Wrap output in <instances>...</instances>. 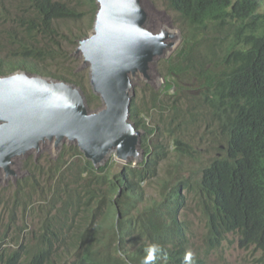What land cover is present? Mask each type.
Returning <instances> with one entry per match:
<instances>
[{
	"label": "trees",
	"instance_id": "16d2710c",
	"mask_svg": "<svg viewBox=\"0 0 264 264\" xmlns=\"http://www.w3.org/2000/svg\"><path fill=\"white\" fill-rule=\"evenodd\" d=\"M261 1L167 0L168 8L178 16L176 23L183 36L176 52L161 62L165 74L158 72L165 81L163 88L158 92L148 89L149 108L165 110L162 97L169 96L173 88L176 100L187 104L183 108L172 105L170 121L162 123L167 124L163 135L155 136V142L148 146L146 137L157 132L159 125L148 128L137 97L132 99L130 119L146 135L142 148L147 158L137 167L126 166L113 173L106 165L96 171L77 147L64 146L56 163L60 167L66 163L65 152L77 156L80 163H72L77 170L74 178L64 179L67 171L60 172L55 166L53 175H59L53 186L47 185L51 176L46 173L19 181L14 207L0 201L10 209L7 231H18L14 247L0 245V264H205L198 254L195 260L186 255L189 235L182 211L188 207V197L204 218L206 258L234 234L241 248L256 244L264 253ZM82 4L90 6L94 15L93 0H26V13L15 23L22 36L12 51L0 58V76L24 70L63 80L80 88L91 109L99 107L87 73L76 63L70 65L72 51L62 47L69 42L74 48L86 34L68 41L56 25L81 20L85 12L77 9ZM170 78L172 82L167 80ZM186 78H192L197 87L177 85ZM184 92L197 96L179 97ZM199 117L207 119L206 127L217 142L219 155L200 163L189 178H178L174 184H170V178L158 179L156 197L144 202V186L158 176L169 148L179 156L196 152L175 136L174 130L192 127ZM36 166L32 158L24 163L29 172ZM178 166L171 164L173 168ZM36 183L42 185L41 190L37 191ZM118 190L121 194L115 198ZM32 194L39 199V211L28 209ZM18 212L24 214L19 222ZM28 215L36 216L39 226L32 236L20 238ZM148 247L158 251L153 253L146 250Z\"/></svg>",
	"mask_w": 264,
	"mask_h": 264
},
{
	"label": "water",
	"instance_id": "95a60500",
	"mask_svg": "<svg viewBox=\"0 0 264 264\" xmlns=\"http://www.w3.org/2000/svg\"><path fill=\"white\" fill-rule=\"evenodd\" d=\"M92 32L75 55L88 66L91 92L100 106L90 110L80 88L25 71L0 76V175H19L18 161L76 146L86 161L102 166L112 153L139 162L142 132L130 121L135 82L157 85V61L176 47L177 34L148 22L141 0H95ZM148 22V23H147Z\"/></svg>",
	"mask_w": 264,
	"mask_h": 264
},
{
	"label": "rangeland",
	"instance_id": "374dc122",
	"mask_svg": "<svg viewBox=\"0 0 264 264\" xmlns=\"http://www.w3.org/2000/svg\"><path fill=\"white\" fill-rule=\"evenodd\" d=\"M141 2L143 9L148 16L149 23L151 21L157 24H165L170 32L177 34L176 47L168 52V54L175 53L176 50L180 47L181 39L183 36L178 27V24L176 23V21L178 20L177 14L170 8H168L167 0H141ZM77 10L85 12L84 17L81 20L75 22L64 21L56 23L60 33L62 34V36L66 37L68 41L73 39L75 36L90 34L92 32L93 19L92 14L90 13V6L82 4L81 6H78ZM25 13L26 0H0V58H4L7 54L10 53L13 47L16 45L15 41H17L22 36V30L16 29L15 23L16 19H18L22 15H25ZM258 13L264 14V0L261 1ZM174 22L179 30L174 26ZM234 32L235 27H232L231 34H233ZM10 41L12 42V44L10 43ZM62 47L66 51H72V62L70 63V65L76 63L79 69H82L85 71V73H88L89 68L88 66L83 65L82 57L75 55L76 47H71V44L69 42H64ZM66 65L68 66L67 62ZM157 65H155L154 67V72L151 73V76H159L157 85L152 86L150 83H146L145 81L135 82V85H137L135 88V97H137L136 102L137 105L142 107L141 109L143 110L142 113L145 115L146 123L150 128H154L157 124L159 125V130L157 132L147 136L146 144L148 146L154 143L155 136L163 135L165 128H167V124L162 123H164V121L167 123L170 121L171 110L173 109L172 105H174V107L183 108L185 107V104H187L186 101L181 99L177 101L176 97L178 96H176L175 90H173L169 94V96L162 97L165 110L149 108L150 93L148 89H152L158 92L162 89L165 82L159 74V72L161 74H165L164 65L161 64V62L159 63L158 67ZM85 73H83V75ZM167 80L172 82L171 78ZM143 85H147L148 87H144ZM177 85L181 88L184 87L185 89H187L188 87H197V83L193 81L192 78H186L184 79V81H178ZM184 94H187V92L179 95V97L183 96ZM187 95L190 97L197 96L195 93H190ZM146 107L148 109H144ZM206 121L207 119L202 120V118L199 117V120L192 127H183V129L179 132L174 130L175 136L179 137L181 141L185 142L196 152H190L187 156H179L169 148L167 151L166 160L160 164L158 176L144 186V202H148L149 200L156 197L155 186L158 183V179L170 178V184H174L178 180V178H189L192 173L197 170L200 163L219 155L216 149L217 142L214 141L208 133ZM169 128H173V125ZM165 139V144L168 147L169 141L167 140L166 136ZM59 155L60 154L54 155L49 151L42 152L40 159L35 162L37 166L32 167L31 172L28 171L27 175H25L26 171L23 167V161H18L15 170L19 176L15 180L10 179L8 181H5L4 177L0 175V201L9 199L11 192L15 190L19 179L23 177L21 175H25L23 178H26L35 173L44 172L51 176V182L54 183V179L59 175L58 173L53 175L55 166L60 167V164L56 163ZM29 157L34 156L30 155ZM65 159L66 163L60 167V172L67 171V177H64V179L74 178L77 174V170L76 167L72 165V163L76 162L79 164L80 160L77 156L72 157L69 152H65ZM173 163H179L178 168L171 167V164ZM121 166L122 164L118 163V165L114 167V171H119ZM47 185L51 186L49 181L47 182ZM37 189L41 190L42 185L37 186ZM84 201H87V199L84 198ZM9 211V208H6L3 204L0 205V244L6 242L9 243L10 246H13V242L16 241L18 231H7V213ZM23 215L24 214H22L21 212L16 213L18 222L22 219ZM182 218L184 222L188 223L190 234V249L193 252L202 253V238L205 228V222L203 218L197 211H195L194 207L191 204H188V208L184 211ZM27 225L28 227H24L21 231L19 235L20 238L23 236H32L31 231L37 229L39 226L38 218L36 216L34 217L28 215ZM207 264H264V255L253 247L247 250L240 248L237 237L235 235H228L221 248L216 251L210 258H208Z\"/></svg>",
	"mask_w": 264,
	"mask_h": 264
},
{
	"label": "clouds",
	"instance_id": "9594fccd",
	"mask_svg": "<svg viewBox=\"0 0 264 264\" xmlns=\"http://www.w3.org/2000/svg\"><path fill=\"white\" fill-rule=\"evenodd\" d=\"M93 2H94V4H95V6H96V10H95V12H94V15L92 14V19H93V23H94V19H95V15H96V11H97V9H98V6H97V4H96V2H95V0H93ZM87 35H89V34H86V36ZM86 36H84V37H86ZM83 38V37H82ZM81 38V39H82ZM80 40V39H79ZM78 40V41H79ZM78 41H77V43H76V45L74 46V47H76L77 46V44H78ZM181 42H182V39H181ZM181 45V44H180ZM172 54H168L166 57H164V58H161V59H159L158 61H157V63L155 64V65H159V63L160 62H162L163 60H166V59H168L170 56H171ZM158 65H157V67H158ZM21 71H24V70H21ZM15 72V71H14ZM26 72V71H25ZM28 73V72H27ZM31 74V73H30ZM160 74V73H159ZM35 75H37V74H35ZM87 75H88V73H87ZM40 76V75H39ZM41 77H44V76H41ZM46 78H50V77H46ZM162 78V77H161ZM53 79V78H52ZM163 79V78H162ZM56 80V79H55ZM88 80H89V77H88ZM59 81H63V80H59ZM66 82V81H65ZM143 82V81H142ZM137 86V85H136ZM136 86H135V88H136ZM90 87V86H89ZM163 88V87H162ZM174 90V88L172 89V90H170V92H169V94L172 92ZM83 93V92H82ZM85 96V95H84ZM135 97V95L133 96V98ZM86 98V97H85ZM132 98V99H133ZM99 99V98H98ZM132 99H131V103H132ZM100 101V100H99ZM86 103H87V100H86ZM88 105V104H87ZM130 107H131V105H130ZM90 108V107H89ZM98 108V107H97ZM90 110H94V109H91L90 108ZM130 121H131V119H130ZM145 121H146V119H145ZM132 122V121H131ZM133 123V122H132ZM133 125H134V123H133ZM135 126V125H134ZM146 126L148 127V128H150L149 126H148V124L146 123ZM135 128H136V130H139V131H141L142 132V135H141V151L143 152V159L141 160V161H139V162H129V163H125V162H122V161H119L118 159H117V156H116V154L115 153H112L110 156H109V158L105 161V163L102 165V166H99L98 168L97 167H95L91 162V164H92V166L94 167V169L96 170V171H99L100 169H102V168H104L106 165H109L110 166V168H109V170H111L113 173H115V171H114V167L115 166H117L118 165V163L119 164H122V166H121V168L120 169H122L123 167H126V166H130V167H137L138 166V164L139 163H141V162H143V161H145L146 160V158H147V156H146V154H145V152H144V150H143V148H142V139L144 138V137H146V135H145V130H143V129H140V128H137L136 126H135ZM146 139H147V137H146ZM146 142V141H145ZM155 142V141H154ZM64 146H70V145H64ZM63 146V147H64ZM62 147V148H63ZM76 147V146H75ZM62 148H61V150H60V152H59V154L62 152ZM80 152V151H79ZM82 155V154H81ZM40 157H41V154L37 157V158H34V157H29L28 159H30V158H32V160H33V162H36L38 159H40ZM82 157H83V155H82ZM84 158V157H83ZM28 159H23L22 161H23V167H24V163L28 160ZM86 159L84 158V161H85ZM25 169V171H26V174L25 175H27L28 174V170L26 169V168H24ZM118 172V171H117ZM42 173H44V172H40V173H36V175H37V178L42 174ZM25 175H21V176H25ZM33 175H35V174H33ZM33 175H30V176H28V177H26V178H30V177H32ZM23 177L22 178H20L19 179V181H21L22 179H23ZM10 179H13V178H10ZM10 179H8V180H10ZM7 180V181H8ZM13 180H15V179H13ZM18 181V182H19ZM49 183L53 186V183L51 182V179H49ZM88 184H86V186H87ZM15 189H16V187H15ZM36 189H37V183H36ZM15 191V190H14ZM14 191L13 192H11V195H10V197H9V199L8 200H5V201H2L3 203H5V204H7V205H9V206H11V207H14V201H13V198H14ZM37 191H38V189H37ZM121 194V190H118L117 191V193L115 194V198H116V196L118 197L119 195ZM187 201H188V204H191L193 207H194V201H192V198L191 197H188V199H187ZM27 203L28 204H30L31 206H29L28 207V209H36V210H38L39 211V204H40V202H39V199H38V197L36 196V197H34L33 196V194L32 195H30V198L28 199V201H27ZM188 208V207H187ZM194 209H195V207H194ZM186 210V209H185ZM185 210H183L182 211V213H184V211ZM196 211V210H195ZM45 215V214H44ZM182 220H183V218H182ZM203 220H204V218H203ZM184 221V220H183ZM186 224H187V227H188V223L187 222H185ZM27 227H28V225H27ZM31 233H36V229L35 230H33V231H31ZM204 234H205V228H204V233H203V238H204ZM188 235H189V242H188V248H189V251L186 253V255H188L190 258H192V259H194L195 260V254H198V256L200 257V259L205 263V264H207V261H208V258H210L214 253H212L208 258H206L205 257V253H204V251H205V249H204V246H203V251H202V253H198V252H193L191 249H190V247H189V243H190V234H189V227H188ZM235 235V234H234ZM236 237H237V235H235ZM203 238H202V243H203ZM237 240H238V237H237ZM2 245L3 244H6V245H3V247H5V246H9V247H14V245L13 246H10L9 244H7V243H1ZM0 244V245H1ZM239 244V243H238ZM154 247H158V246H154ZM240 247V246H239ZM254 248V249H256V250H258V251H260L263 255H264V253L260 250L261 249V247H259L258 245H252V246H250L249 248H247V249H250V248ZM241 248V247H240ZM220 249V248H219ZM218 249V250H219ZM243 249V248H242ZM246 249V250H247ZM146 250H149V251H152L153 253H156L158 250H154L152 247H148ZM217 250V251H218Z\"/></svg>",
	"mask_w": 264,
	"mask_h": 264
}]
</instances>
